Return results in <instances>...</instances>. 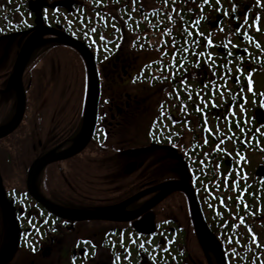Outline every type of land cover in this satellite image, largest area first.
I'll list each match as a JSON object with an SVG mask.
<instances>
[{
    "label": "flooded vegetation",
    "instance_id": "flooded-vegetation-1",
    "mask_svg": "<svg viewBox=\"0 0 264 264\" xmlns=\"http://www.w3.org/2000/svg\"><path fill=\"white\" fill-rule=\"evenodd\" d=\"M62 3L59 7L62 9H52L55 4L43 3L39 6L40 12L33 6L29 16L36 18L39 15L47 26L61 27L71 35L76 33L83 40L88 37L96 42L99 41L98 34L107 26L108 33L115 36L111 41L108 39L111 44L108 50L118 59L117 52L123 47L120 41L126 40L125 48L140 51L136 54L140 58L137 61L139 70L133 71L135 67L129 62L126 71L131 72L132 79L149 82V90L156 89L161 101L156 106L157 111L151 112L144 140L138 142L137 138L128 151L130 144L125 136L120 140L114 139V135L125 126L127 113L131 117L132 112L123 109L122 101L116 95L111 100L101 95L98 125L88 147L75 156L46 165L40 173L36 180L38 189L51 203L80 211L122 206L115 208L119 216L131 217L75 221L58 217L36 202L28 192L27 180L37 159L67 151L82 127L76 133L69 129V125L73 126L71 123L62 122L61 117L67 118L64 112H67L68 104L57 107L64 108V112L55 111L59 116L56 122L45 110L46 105L29 104L26 89L27 107L22 123L12 134L0 139V156L5 153V161L7 156L16 161L19 157L13 156L18 153L15 149L22 147L24 158L19 153L21 174H24L21 169L27 168L25 191L15 186L5 190L6 175L0 161L1 190L21 226L19 241L5 264H21L22 250L36 260L39 253H46L48 246L55 242L61 246V255L70 257L69 264H200L201 251L207 264H219L211 244L198 239L190 195L182 190L175 191L143 211L159 193L150 189L167 181H184L191 187L207 228L224 250L227 264H264V0H219V3L210 0L207 4L204 0H168L167 3L164 0H100L97 3L106 4L112 13L109 10L105 19L101 17L103 23H96L95 31L89 33L86 24H91L90 19L80 20L86 17L84 10L89 8L88 4L73 2L74 17L67 2ZM92 9L98 14L100 7ZM62 12L64 14L59 15ZM257 16L261 31L253 24ZM12 24L26 36L24 41L34 28V24H22V21ZM249 24L252 27H248ZM25 25V30H21ZM78 26L85 27V33L80 34ZM8 29L13 27H1L0 19V43L2 34ZM209 36L212 44L206 43ZM94 51L98 55V49ZM238 68L243 72H238ZM184 78L186 82L182 83ZM133 99L137 101L134 94H127L125 107H131ZM213 103L218 106L214 107ZM45 116H48L47 123ZM7 119L0 113V125ZM5 141L11 142L7 145ZM96 141L104 149L99 150L102 162L117 157L128 161L121 176L137 177L144 183L119 203L68 207L60 201L64 198L61 191L43 188V178L52 167L57 174L62 163L72 165L68 169L75 173L77 166L88 168L86 151ZM10 149L12 152L9 153ZM111 150L118 154L112 155ZM159 161H166L162 167L166 168V176H156L162 172L156 167ZM63 177L68 178L64 174ZM18 184L24 189L21 182ZM175 195L185 199L187 217L158 218L157 207ZM71 197L73 201L80 198L75 192ZM92 223L96 227L91 234L81 230L83 225ZM99 224L104 228L99 229ZM9 225L12 226L0 202V258L12 244L14 232ZM3 226L8 231L5 232ZM72 234H75L74 240H71ZM195 252L200 256L197 261L193 256ZM35 264H39L38 261Z\"/></svg>",
    "mask_w": 264,
    "mask_h": 264
},
{
    "label": "rangeland",
    "instance_id": "rangeland-1",
    "mask_svg": "<svg viewBox=\"0 0 264 264\" xmlns=\"http://www.w3.org/2000/svg\"><path fill=\"white\" fill-rule=\"evenodd\" d=\"M98 1L100 0H0V8L2 10H4V8L5 10L9 9L8 12L12 15L11 17H9L10 20L8 23L9 27H13V29H8L7 32H4L2 34L3 38L1 40L2 42L0 43V86L2 89L0 91V113H4L5 117L8 118L7 121L4 122V124L9 122L13 118L18 109V97L16 95L15 87L11 84V79L14 74L13 72L16 64L15 61L18 57V54L20 52L19 50L23 43L21 42V40L24 41L26 37L24 35H21V31L18 29L19 27L17 28V26L15 25L11 26V23L15 24L18 21L29 19V22L35 25V16L34 18H30L29 16V13L31 11L29 3H32V5L36 7V12H40L39 6L43 3H47L49 6L55 4L56 6L52 7V9H54L57 7H61V4H63L62 2H67L68 8L72 10V12L70 13L74 16L75 9L73 10L72 3L86 2L89 8H86V10H84V15L86 17L80 20L83 21L86 20V18H89L91 24L89 25L90 22L86 24L87 26H89L87 30L85 27H78L80 28V34L85 33V30L87 33H89L91 30L96 28V23H103L101 22V17L104 18V16H106V13H108L110 10L109 6H107L106 4L97 3ZM94 5H98L97 7L100 6V10L98 9V14L95 12V9H92ZM36 12L35 14H37ZM51 12L54 14V11ZM110 13H112L111 10ZM61 14L64 13H59V15ZM26 27L27 26L25 25L21 30H25L23 28ZM103 29L104 30L98 34L99 42H96V40H91L88 37L85 38L90 42L94 50L95 48L98 49L97 47L104 44V48L99 47L102 51L100 52L99 50V54L96 57L98 69L100 70V80L102 81V96H104L105 99L107 98L108 100H111L112 96L116 95L120 98L119 101H122V104L124 106L123 109H125L126 112H132L131 117L130 114L127 113L129 119L126 118L125 126L121 127V129H118L114 135V139L120 140L125 136V139H127L128 143L130 144V148L128 149V151H130L134 145L133 142H135L137 138L138 142L144 140L146 136V130L151 121V112L153 114V111H157L156 106L158 102L161 101V95L156 93V89L149 90V87L151 85L149 82H144L142 80L138 81L135 78L132 79L131 72L129 73L128 71H126L128 70L127 63L129 62H132L131 66L135 67L133 71L137 70L140 58L137 57L136 54H138L140 51H133L131 47L130 49L129 47L125 48L124 44L127 43V41L125 40L124 43L120 41V45H122L123 47L119 48L117 52L118 59H116V56L114 58V56L111 54L112 51L108 50V48L111 45L109 41L115 39V36L108 33L109 31L107 26L103 27ZM130 33H128V35L129 37H132ZM74 36L79 37L76 33ZM46 37L48 38L49 36ZM101 37H103V39H101ZM79 38L81 39V37ZM35 53L36 54L33 55L32 59L30 60V65L27 67L24 76V84H26L27 86V95L30 98L29 104H38L41 107L43 105H46L45 110L50 112L51 119L55 118L56 122L59 121V116L57 115V113H55V111L57 109H60L64 112V108L62 109V107H57L68 104L69 106H67V112H64V115H66L67 118L65 119L64 117H61L62 122L66 123V121H68L69 124L71 123L73 126L69 125V129H72L77 133V130L82 127V122L85 117L83 111H85L86 107V105H83V103L86 104V100L88 97L87 91L89 81L88 70L85 61L81 58L76 49H72L63 43H42L36 48ZM130 93L135 95L137 101L133 99L131 107H125L128 103L127 94ZM136 108L138 112L136 111ZM45 117L47 123L48 116ZM131 118H133L132 121ZM39 132L44 131L39 130ZM102 141L103 140H100V142ZM9 142L5 141L7 145H9ZM100 142H92L89 149L86 151V155L89 158L87 162H89L90 164L88 168H81L77 166L78 170L76 169L77 173H75L70 172L71 170L68 169L72 165L67 166V163H62V168H58V173L56 174L53 170L54 167H52L49 169L48 174L45 176V178H43V188L46 191L50 188L61 191L64 195V198L60 199V201L65 202L64 204L68 207L72 206L78 208L119 203L123 201L125 197L135 192V190H137L135 187L139 188V186L142 185L144 181L138 180L137 177L133 178L127 175L121 176L124 173L123 168L127 167L126 164L128 163V161H121V159L117 157L115 158V160H111L106 163L102 162L101 157H99L100 155H102V153L99 152V150L104 149L98 145V143L100 144ZM102 143H105V141H103ZM107 143H110V140H108ZM14 148L15 146H12V149ZM15 150L18 153H15L13 156H16L17 158L19 157V159L16 160L17 162L14 160V157L9 158V156H7L8 160L6 159V162L3 158L5 153H3V157L0 156V161L2 162L3 166L2 169L6 175V179L4 180V187L5 190H9L10 188H14L15 186L18 190L25 191L27 168L25 170L21 169L24 174H21L19 168V161L23 157V150L22 147H20V149L16 148ZM10 152H12L11 149L9 153ZM111 152L112 155L118 154L115 153V150L109 151V153ZM19 153H21V158L19 156ZM97 161L99 163H103V165L100 166ZM255 161H258V159L255 158ZM159 162L160 163L156 164V167L161 170L163 165L166 164V161ZM63 174L65 176H68L66 180L64 179ZM134 174L136 175V173ZM166 175V168H164L162 169V172H159L156 176L162 177ZM41 177L42 175L40 176V178ZM40 178L38 180L39 183ZM19 182H21L20 185L24 186V189L23 187L19 186ZM115 190L118 192H115ZM72 192H75L80 198L76 201H73V198L71 197ZM176 196L177 195L169 197L167 201L157 207L159 213L158 218H165L169 217L170 215L174 216L177 219L187 217L188 208L185 206V199L181 195H179L178 197ZM1 213V216L3 217V212ZM99 225V229L104 228L102 224ZM3 227L5 232L8 231V228L6 226ZM94 227H96L95 223L83 225L81 230H83L84 233L88 232L89 234H91V231ZM10 230L11 232H13L12 226ZM72 235L73 238L71 240H74L75 234ZM262 237H264V234H262ZM262 241L264 242V238H262ZM48 247L49 248L46 249V253H44V251L39 253V256L37 257L38 259L36 260H34V256L32 254L22 250L23 252L20 256V263L35 264V262L37 261L39 264L71 263L70 257H63L61 255V246L58 242H55L52 246ZM200 253L201 258L204 261L200 259L198 260V262L200 264H202V262H205V264H207V261H205L204 258V254L202 253V251ZM45 254H47L46 257ZM193 256L196 261L200 257L196 252L195 254H193Z\"/></svg>",
    "mask_w": 264,
    "mask_h": 264
},
{
    "label": "water",
    "instance_id": "water-1",
    "mask_svg": "<svg viewBox=\"0 0 264 264\" xmlns=\"http://www.w3.org/2000/svg\"><path fill=\"white\" fill-rule=\"evenodd\" d=\"M37 26L34 28L33 32L27 38V41L21 48V52L16 60V67L14 70V75L11 79V84L15 86L16 92L18 95V109L17 113L14 116V119L11 120L9 124L0 126V138L5 137L11 134L13 131L17 129V127L21 124L23 120V116L26 110V100L27 95L25 92V86L23 84V76L24 70L27 67L30 57L33 54L36 47L40 46V44L44 42L57 41L60 43H65L68 46L77 49L81 54L82 58L85 60L87 65V70L89 72V88H88V100H87V109H86V117L83 123V127L79 134L78 138L75 142L67 149L65 152L60 153H51L46 156L39 158L36 160L35 164L30 169L29 177H28V190L29 193L34 197L36 201L42 203L47 209H49L53 214L57 216H61L67 219L72 220H85L89 219H131V217H120L119 214L115 211L114 208L103 209V210H94V211H85V210H68L61 206H57L54 203H51L49 200L47 201L42 194L37 190L36 186V178L42 172V169L46 167V165L50 163L57 162L58 160L68 159L67 157H72L78 152L82 151L87 147L91 138L93 137L94 130L96 128V121L98 117V104L100 97V80L98 69L96 67V60L93 57L92 52L89 48L82 43L81 41L76 40L75 38H71L64 32H60L54 28H48L41 23L40 18L37 20ZM54 34L57 37L52 38L51 40L43 41L42 37L45 35ZM150 190H160L155 199L148 203L143 211L149 210L153 206L157 205L160 201L167 198V196L175 191L182 190L188 195L191 196L192 207H193V218L195 221V228L197 229L198 239L201 242H208L211 244L212 249L215 251L217 261L219 264H227L224 258L223 250L221 249V245L217 239L211 234L209 228H207L205 220L202 216L201 208L198 206L194 196L193 191L190 186H187L185 182H167L164 184L157 185L155 188ZM147 192V191H146ZM0 202L4 207V211L12 226L14 227V234L12 239V244L8 247V250L4 253V255L0 258V264H5L7 259H9L14 251V247L17 245L19 241V231L20 227L16 222L15 215L13 214V210L11 205L8 204L6 194H4L0 188ZM127 204V202L125 203ZM117 209V208H116ZM127 214V213H126ZM151 231V230H149Z\"/></svg>",
    "mask_w": 264,
    "mask_h": 264
},
{
    "label": "snow or ice",
    "instance_id": "snow-or-ice-1",
    "mask_svg": "<svg viewBox=\"0 0 264 264\" xmlns=\"http://www.w3.org/2000/svg\"><path fill=\"white\" fill-rule=\"evenodd\" d=\"M133 2H135V0H133ZM164 2L165 3H167L168 2V0H164ZM210 2V0H204V3H209ZM217 3H219V0H217ZM259 21H260V17L259 16H257L255 19H254V21H253V24L255 25V27H256V30L257 31H261V29H260V26H259ZM248 27H252V24H249V25H247ZM220 30H223V29H220ZM93 31H95L94 29H93ZM201 35H203V34H201ZM101 39H103V37H101ZM206 43L207 44H212L213 42H212V40H211V37L209 36V38H208V40L206 41ZM223 46V45H222ZM257 47H260V45L258 44L257 45ZM238 72H240V73H242L243 72V69L242 68H238ZM248 79H249V81H251V77L249 76L248 77ZM182 83H184V82H186V78H184V80H182L181 81ZM237 83H239V77H237ZM249 91H252V88H251V86H249ZM189 99H191V96H189ZM213 106L215 107V106H218V105H215L214 103H213ZM197 111H200V108L199 107H197V109H196ZM205 142H207V141H205ZM204 162L203 161H201V164H203ZM214 167H219V165H214ZM246 178V177H245ZM234 183V186H238V185H235V182H233ZM221 203H223V200H221ZM37 231H39L38 229H37ZM34 250V249H33Z\"/></svg>",
    "mask_w": 264,
    "mask_h": 264
}]
</instances>
